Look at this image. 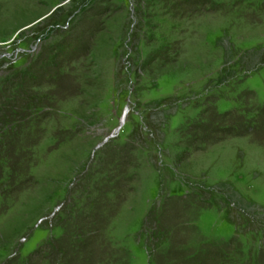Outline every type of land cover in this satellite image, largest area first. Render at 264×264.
Masks as SVG:
<instances>
[{
    "label": "rangeland",
    "instance_id": "rangeland-1",
    "mask_svg": "<svg viewBox=\"0 0 264 264\" xmlns=\"http://www.w3.org/2000/svg\"><path fill=\"white\" fill-rule=\"evenodd\" d=\"M0 264H264V0H0Z\"/></svg>",
    "mask_w": 264,
    "mask_h": 264
},
{
    "label": "trees",
    "instance_id": "trees-1",
    "mask_svg": "<svg viewBox=\"0 0 264 264\" xmlns=\"http://www.w3.org/2000/svg\"><path fill=\"white\" fill-rule=\"evenodd\" d=\"M232 111H236L235 109L234 110H232ZM229 112V111H228ZM232 113V112H231ZM226 114H229V113H223V114H218V115H220V116H225ZM205 124H203V122H201V124H200V126L199 127H202V126H204ZM233 127H236V125H234ZM239 129H241V131L240 132H242V130H250L251 129V126H250V124H247V126H242V127H238ZM238 133V132H237ZM53 242H55V240H53ZM50 246V245H49ZM52 246V245H51ZM213 247V246H215V244L214 243H212V245H211V243L209 242V243H207V244H203V246L201 247L202 249H204L205 251L203 252V253H200V252H197L195 255H193V256H190V258L192 259V262H196V263H198V259L199 258H201V259H206L207 258V256H208V252L210 251V250H208V248H211V247ZM241 247H236V250H238V251H241ZM53 252H55L56 254H57V252H59V250L56 248V250L54 249L53 250ZM235 252H237V251H235ZM237 253H240V252H237ZM64 254H68V253H64ZM51 255H54V254H52V252H50V254H48L47 255V258H49V256H51ZM62 256V255H61ZM210 258H208V260H209Z\"/></svg>",
    "mask_w": 264,
    "mask_h": 264
},
{
    "label": "water",
    "instance_id": "water-1",
    "mask_svg": "<svg viewBox=\"0 0 264 264\" xmlns=\"http://www.w3.org/2000/svg\"><path fill=\"white\" fill-rule=\"evenodd\" d=\"M122 122H123V119L121 118V120H120V125L122 124Z\"/></svg>",
    "mask_w": 264,
    "mask_h": 264
}]
</instances>
